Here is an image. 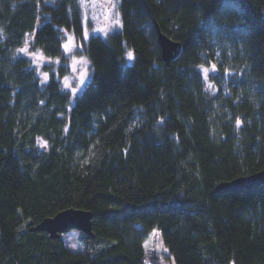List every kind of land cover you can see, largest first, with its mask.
I'll use <instances>...</instances> for the list:
<instances>
[{"label":"trees","instance_id":"trees-1","mask_svg":"<svg viewBox=\"0 0 264 264\" xmlns=\"http://www.w3.org/2000/svg\"><path fill=\"white\" fill-rule=\"evenodd\" d=\"M119 13L86 43L80 0H0V264H146L154 229L174 264H264V185L216 192L264 171V0ZM64 30L92 65L74 101L21 53L62 59ZM159 31L181 46L168 66ZM69 209L93 215L79 252L31 231Z\"/></svg>","mask_w":264,"mask_h":264},{"label":"rangeland","instance_id":"rangeland-1","mask_svg":"<svg viewBox=\"0 0 264 264\" xmlns=\"http://www.w3.org/2000/svg\"><path fill=\"white\" fill-rule=\"evenodd\" d=\"M80 3L84 19L83 39L86 43L92 36L106 38L110 33L121 27L120 0H80ZM64 31L66 40L62 59H49L40 51L33 50L31 37L26 42L21 53L30 59L33 68L43 83L48 82L51 70L59 74L60 68H63L64 75L60 77V82L74 101L82 94L91 81L92 65L83 53V43L77 41L71 32ZM211 72H214V70H204L206 77ZM62 239L71 251L79 252L83 250L80 232H69L64 234ZM144 247L146 264H174L157 229L151 231Z\"/></svg>","mask_w":264,"mask_h":264},{"label":"water","instance_id":"water-1","mask_svg":"<svg viewBox=\"0 0 264 264\" xmlns=\"http://www.w3.org/2000/svg\"><path fill=\"white\" fill-rule=\"evenodd\" d=\"M159 45L162 59L168 66L180 53V44L170 40L159 31ZM264 185V171L225 182L217 186L216 192L225 194L237 190H250ZM93 215L84 210L69 209L57 214L53 218L44 220L40 225L31 229L34 232H45L52 239H59L72 231L87 234L92 237Z\"/></svg>","mask_w":264,"mask_h":264},{"label":"snow or ice","instance_id":"snow-or-ice-1","mask_svg":"<svg viewBox=\"0 0 264 264\" xmlns=\"http://www.w3.org/2000/svg\"><path fill=\"white\" fill-rule=\"evenodd\" d=\"M129 55H131V54H129ZM46 79H47V77H46ZM237 123L239 124V121H237Z\"/></svg>","mask_w":264,"mask_h":264}]
</instances>
